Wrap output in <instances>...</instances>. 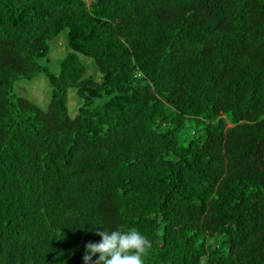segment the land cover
<instances>
[{
	"label": "trees",
	"instance_id": "16d2710c",
	"mask_svg": "<svg viewBox=\"0 0 264 264\" xmlns=\"http://www.w3.org/2000/svg\"><path fill=\"white\" fill-rule=\"evenodd\" d=\"M41 73L47 108L14 93ZM116 227L145 264H264V0H0V264Z\"/></svg>",
	"mask_w": 264,
	"mask_h": 264
},
{
	"label": "clouds",
	"instance_id": "9594fccd",
	"mask_svg": "<svg viewBox=\"0 0 264 264\" xmlns=\"http://www.w3.org/2000/svg\"><path fill=\"white\" fill-rule=\"evenodd\" d=\"M99 235L100 242L87 244L84 264H145L151 241L141 230L116 227L104 229ZM205 260L206 257H202L201 264H205Z\"/></svg>",
	"mask_w": 264,
	"mask_h": 264
},
{
	"label": "rangeland",
	"instance_id": "374dc122",
	"mask_svg": "<svg viewBox=\"0 0 264 264\" xmlns=\"http://www.w3.org/2000/svg\"><path fill=\"white\" fill-rule=\"evenodd\" d=\"M93 0H87L91 2ZM51 53H50V69L54 73L59 71V60L64 57L68 51V41L67 34L63 32L51 43ZM83 60L87 64V74L89 76L95 77L97 80H102V75L98 69L94 66L91 59L82 56ZM53 89L49 84L48 77L46 74L41 73L31 80L20 79L16 81L14 87V93L17 96H25L39 104L43 108H47L51 98ZM69 108L72 116L78 113L80 106V99L77 96L76 90L71 89L69 92Z\"/></svg>",
	"mask_w": 264,
	"mask_h": 264
}]
</instances>
